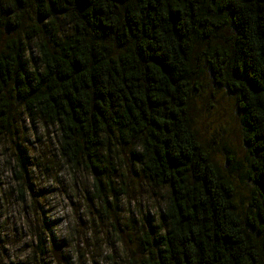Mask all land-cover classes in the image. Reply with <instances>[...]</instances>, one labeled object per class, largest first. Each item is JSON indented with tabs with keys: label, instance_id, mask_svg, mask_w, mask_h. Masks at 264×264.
Listing matches in <instances>:
<instances>
[{
	"label": "trees",
	"instance_id": "trees-1",
	"mask_svg": "<svg viewBox=\"0 0 264 264\" xmlns=\"http://www.w3.org/2000/svg\"><path fill=\"white\" fill-rule=\"evenodd\" d=\"M203 68L235 97L240 205L191 125ZM17 100L56 127L60 158L92 174L102 202L125 192L120 151L165 191L138 264H264V0H0V141Z\"/></svg>",
	"mask_w": 264,
	"mask_h": 264
},
{
	"label": "rangeland",
	"instance_id": "rangeland-1",
	"mask_svg": "<svg viewBox=\"0 0 264 264\" xmlns=\"http://www.w3.org/2000/svg\"><path fill=\"white\" fill-rule=\"evenodd\" d=\"M29 52L38 61L37 52ZM195 79L192 128L220 173L233 180L236 200L243 204L249 158L235 97L206 68ZM12 116L18 128L0 141V264H138L143 257L139 228L163 219L165 191L150 185L120 151L112 174L125 192L110 204L102 202L92 174L73 171L60 158L55 126L37 114L32 120L18 100L12 102ZM16 156L25 162L21 183L13 173Z\"/></svg>",
	"mask_w": 264,
	"mask_h": 264
}]
</instances>
